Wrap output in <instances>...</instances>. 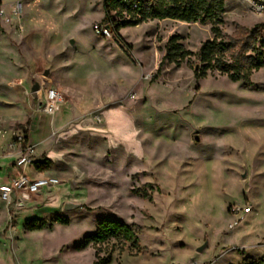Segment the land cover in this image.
<instances>
[{"label": "rangeland", "instance_id": "374dc122", "mask_svg": "<svg viewBox=\"0 0 264 264\" xmlns=\"http://www.w3.org/2000/svg\"><path fill=\"white\" fill-rule=\"evenodd\" d=\"M15 1L21 27H0V182L31 178L24 168L45 164L43 177L59 185L0 201V264H93L108 255L110 264H264V68L250 86L217 72L196 80L195 56L157 74L171 36L196 54L212 38L209 25L150 21L102 38L92 31L102 0H2ZM223 2V42H261L264 54V12ZM50 89L61 97L52 116L43 111ZM29 150L30 164L18 165ZM6 153L13 158L3 166ZM234 206L252 211L229 230ZM56 217L68 225L49 226ZM101 218L130 226L139 249L110 240L75 252ZM34 220L47 228L26 231Z\"/></svg>", "mask_w": 264, "mask_h": 264}, {"label": "trees", "instance_id": "16d2710c", "mask_svg": "<svg viewBox=\"0 0 264 264\" xmlns=\"http://www.w3.org/2000/svg\"><path fill=\"white\" fill-rule=\"evenodd\" d=\"M103 19L101 23L106 24L114 37H119L118 32L127 27H136L150 21L171 20L186 24L209 25L211 40L204 42L196 54L185 50L179 43V36H171L165 44L164 54L158 65L157 74L163 63L173 64L176 67L187 63L192 56L197 58L199 68H194V78L199 80L207 73L217 72L225 75L231 83L243 82L250 86V76L264 68L263 44L255 48L248 46L246 41L239 46L234 43H224L222 40L221 26L224 15L223 0H102ZM254 32L252 31L251 34ZM255 36V35H254ZM127 48H130L126 45ZM237 48V53L231 50ZM251 52L252 56H246ZM228 58V59H226ZM23 126V146L28 136L27 126ZM35 170L43 172L45 164H35ZM135 193V192H134ZM142 198L151 201L147 193ZM52 224L68 225V221L61 217L54 218ZM47 228V223L42 220H34L25 224V230L40 231ZM110 240H121L138 248V239L132 228L119 221L110 218H101L96 222L95 231L85 236L82 241L73 247L75 252L87 248H94L109 242ZM93 264H110L111 256H105ZM244 264H263V261H246Z\"/></svg>", "mask_w": 264, "mask_h": 264}, {"label": "built area", "instance_id": "2783aa9c", "mask_svg": "<svg viewBox=\"0 0 264 264\" xmlns=\"http://www.w3.org/2000/svg\"><path fill=\"white\" fill-rule=\"evenodd\" d=\"M250 12L256 15H260L264 12V0H240ZM23 11L22 3L15 1L11 4H4L0 0V27H11L15 22L21 19ZM94 35L102 38H110L111 33L106 24L95 23L92 27ZM41 91V90H40ZM61 102L60 95L53 89L46 90L44 92V107L43 111L47 115H54L58 108V104ZM30 153L20 158L18 165L28 166L30 164ZM59 184V181L55 178L44 177L38 179H31L25 175L19 176L12 185L0 186V201L6 205L14 202L16 197L29 199L41 192V190H51ZM232 217L231 223L228 225L229 230H233L239 223L251 214L252 208L250 206L241 207L234 206L230 210ZM264 214V207H263Z\"/></svg>", "mask_w": 264, "mask_h": 264}, {"label": "crops", "instance_id": "0c3cea01", "mask_svg": "<svg viewBox=\"0 0 264 264\" xmlns=\"http://www.w3.org/2000/svg\"><path fill=\"white\" fill-rule=\"evenodd\" d=\"M13 27H21V19L18 21V22H15L13 25H12ZM1 28H4V27H1ZM6 28H9V27H6ZM119 33V32H118ZM40 92V90L37 92V93H39ZM56 118V117H55ZM61 120V118L60 117H58L57 119H53V124L54 125H58L59 124V121ZM27 121H29V120H27ZM26 121V122H27ZM25 125V124H24ZM29 125V124H28ZM23 126V125H22ZM27 129H28V126H27ZM22 130V129H21ZM28 132V131H27ZM22 135H23V130H22ZM28 140V136H27V139H26V141ZM26 143V142H25ZM23 146V145H22ZM12 155V156H11ZM6 162H5V164H3V166H5L6 164H7V161H9V159H11V158H13V154L12 153H6ZM8 158V159H7ZM25 170H24V172L26 173V172H28L29 171V177H31L32 179H38V178H44L43 177V173L42 172H38V171H36L35 169H29V168H24ZM5 184H4V180L3 181H1L0 182V186H4ZM59 185V184H58ZM57 185V186H58ZM56 186V187H57ZM55 187V188H56ZM47 191H50V190H47ZM40 194H41V192L40 193H38V194H36V196H40Z\"/></svg>", "mask_w": 264, "mask_h": 264}, {"label": "water", "instance_id": "95a60500", "mask_svg": "<svg viewBox=\"0 0 264 264\" xmlns=\"http://www.w3.org/2000/svg\"><path fill=\"white\" fill-rule=\"evenodd\" d=\"M47 71L46 72H44V76H46L47 75ZM38 88H37V86L35 85L33 88H32V92H34V91H36ZM195 140H197V138H195ZM244 177V176H243ZM76 206L75 205H72V204H65L64 205V209L65 210H71V209H74ZM206 243L204 244V245H202L201 247H199L198 249H197V251L198 252H202L204 249H205V247H206Z\"/></svg>", "mask_w": 264, "mask_h": 264}]
</instances>
